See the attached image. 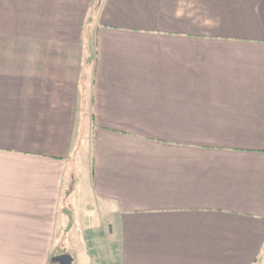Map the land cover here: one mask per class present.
<instances>
[{
    "label": "crops",
    "instance_id": "crops-1",
    "mask_svg": "<svg viewBox=\"0 0 264 264\" xmlns=\"http://www.w3.org/2000/svg\"><path fill=\"white\" fill-rule=\"evenodd\" d=\"M60 250L264 264V0H0V264Z\"/></svg>",
    "mask_w": 264,
    "mask_h": 264
},
{
    "label": "rangeland",
    "instance_id": "rangeland-1",
    "mask_svg": "<svg viewBox=\"0 0 264 264\" xmlns=\"http://www.w3.org/2000/svg\"><path fill=\"white\" fill-rule=\"evenodd\" d=\"M90 50H91V53H92V57H91V63L89 65V71H92V68H93V56H94V46H93V41H91L90 43ZM88 146V150L90 149V144L87 145ZM81 150H86V147H85V144H82V146H80V148L78 149V151H81Z\"/></svg>",
    "mask_w": 264,
    "mask_h": 264
},
{
    "label": "trees",
    "instance_id": "trees-1",
    "mask_svg": "<svg viewBox=\"0 0 264 264\" xmlns=\"http://www.w3.org/2000/svg\"><path fill=\"white\" fill-rule=\"evenodd\" d=\"M65 255H68V256H71L70 253H68L67 250H60V251H57L55 254L51 255V262H57V258L59 257H62V256H65ZM72 258V256H71ZM58 263V262H57ZM72 264H73V258H72Z\"/></svg>",
    "mask_w": 264,
    "mask_h": 264
},
{
    "label": "water",
    "instance_id": "water-1",
    "mask_svg": "<svg viewBox=\"0 0 264 264\" xmlns=\"http://www.w3.org/2000/svg\"><path fill=\"white\" fill-rule=\"evenodd\" d=\"M57 262L59 264H72V258L71 256L65 255V256L57 258Z\"/></svg>",
    "mask_w": 264,
    "mask_h": 264
}]
</instances>
